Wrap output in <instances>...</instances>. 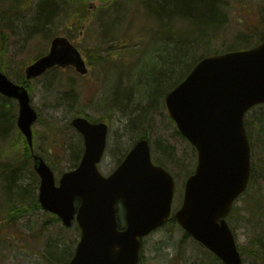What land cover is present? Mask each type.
<instances>
[{"label": "rangeland", "instance_id": "374dc122", "mask_svg": "<svg viewBox=\"0 0 264 264\" xmlns=\"http://www.w3.org/2000/svg\"><path fill=\"white\" fill-rule=\"evenodd\" d=\"M84 1L78 13L74 2L58 4L62 15L56 12L50 23L40 30L32 24L40 0H29L18 9L10 8L12 0L0 1L3 14L0 25L5 35L4 72L9 79L18 83L24 77L25 66L47 51L55 35L69 38L71 34L70 40L81 51L88 67L85 75L72 67H55L28 81L31 105L38 113L31 126L32 151L44 158L57 180L79 162L80 157L75 159L74 153L81 151L82 154L83 141L69 122L76 115H86L108 124L107 145L98 164L99 171L108 175L144 132L153 161L162 160L175 178L172 201L175 211L181 204L184 181L195 167L197 154L168 116L164 97L185 73L177 79L174 75L181 71L180 67H171L170 76H162L170 83L165 86L161 80L164 88L154 93L153 98L149 97L150 89L142 78L152 71H165L169 62L164 60L172 61L178 56L177 51L181 52L176 50L179 48L176 45L190 48L183 49L190 53V60L188 56L185 60L190 63L207 49L227 50L241 41L253 43L257 39L255 31L264 35V0H223L224 25L218 34L207 39V45L205 36H199V30L187 16L175 15L166 23L159 22L152 14L150 0ZM166 46L172 48L168 55ZM141 82L146 86L138 88ZM126 89L127 95L121 97L120 93ZM114 95L118 96L113 98ZM0 107L9 117L7 129L0 131V264H59L56 253L65 244L71 245L73 239L78 240L79 228L75 222L69 228L64 227L60 221L50 218L54 215L42 209L9 217L11 207H28L37 199V175L32 168L31 151L16 125L17 102L0 98ZM139 110L142 116L131 129L129 118ZM248 117L250 122L264 126V104L253 107ZM259 117L263 122H258ZM262 135L264 133L254 132V149L251 147V153L254 152L251 163H256L255 187L260 193H264ZM11 172L15 175L9 180L7 176ZM243 195L234 204L241 210H235L233 220L228 218L227 221L244 264H257L246 251L252 250L249 243L253 237L264 234V223L249 217L246 210L249 198ZM242 197H245L244 202ZM121 213L120 210L122 221ZM201 259L203 264H217L177 222H169L143 238L138 264H193Z\"/></svg>", "mask_w": 264, "mask_h": 264}, {"label": "water", "instance_id": "95a60500", "mask_svg": "<svg viewBox=\"0 0 264 264\" xmlns=\"http://www.w3.org/2000/svg\"><path fill=\"white\" fill-rule=\"evenodd\" d=\"M87 68L67 38L54 37L46 54L26 66L27 79L53 66ZM0 94L18 100L17 126L32 146L31 125L37 112L27 90L0 70ZM264 103V40L250 48L202 57L164 97L169 117L194 147L197 161L184 183L177 223L224 264H242L226 216L246 189L251 172L246 112ZM83 138L77 166L56 181L47 162L33 154L39 177L37 199L44 211L65 227L75 220L79 240L67 264H137L142 238L171 216L175 180L151 158L147 138L140 137L108 175L98 169L108 126L76 116L71 122ZM118 205L125 225L119 228Z\"/></svg>", "mask_w": 264, "mask_h": 264}, {"label": "trees", "instance_id": "16d2710c", "mask_svg": "<svg viewBox=\"0 0 264 264\" xmlns=\"http://www.w3.org/2000/svg\"><path fill=\"white\" fill-rule=\"evenodd\" d=\"M0 1H4V0H0ZM222 1L223 0H150V5H151V10L153 11L152 14H154L156 16V18L158 19V21L161 23H166V21H168L171 16H175V15H180L183 17H186V16L189 17L188 19L192 20L193 24H195L197 29L199 30L198 31L199 36H205V38H206L205 45H207V43H208L207 39L213 35L218 34V30L221 29L222 26L224 25L226 10H225V7H224ZM72 2H74L76 4L75 6H76V12L77 13L81 11L80 7L86 3V1H84V0H59V3H56V0H40V3H39L38 8L36 10V13L34 14V17H33L34 20H33L32 24L36 28L39 27V29H37V30H40L46 24L50 23L52 16L56 12L58 15H62L61 14L62 9H60V7H58V4L62 6V4H70ZM27 3H29V0H12V6L10 8L11 9H18L21 5H24ZM8 9H9V7H8ZM2 12H4V11H2ZM1 19H3V14L0 13V23H2ZM262 22L264 23L263 17H262ZM110 25H108V26H110ZM258 33L259 32L255 31V36L257 37V39L251 44H248L247 41H244V42L241 41V42L236 43L237 44L236 46L239 45V47H241V48H235L236 47L235 46V47L229 48L227 50H222V49H217V48L216 49H207L204 51V54H201V56L194 58L190 63L189 62L186 63V61H185L187 59L186 58L187 56H188V59L190 60V57H189L190 53L188 51H183V49L185 47H187V49H189V50H190V48L187 45H185L184 47H182L183 45H179V46L176 45V47H179V48H177V49H176V47H173V48L176 50H181V52L177 51L178 56H176L175 59H173L172 61H166L167 59L164 60V62H169L168 68H167L168 70L166 69L165 71H158V70L152 71V72H149L145 78L144 77L142 78V80L144 79L147 81L145 83H147L146 85L150 89L147 92L149 94V97L153 98L154 93L158 92L159 90H160V92L162 91V89L164 88L163 85L162 86L160 85V83L162 81H164L165 86H166V84L170 83L169 79H167V78L164 79V78H162V76H164V74L168 76L169 75L168 71H172V69L174 67H176V68L180 67V70H181V71H179V73H181V74L178 73V74L174 75L175 78L177 77V79H178V77L180 75H182L183 73H185V74L182 78L177 80V83H175L176 81L174 82L175 84L173 83L174 85L172 86V88L174 86H176L188 74V72L191 70V68L197 63V61L201 57L206 56V55H210V54H214V53L229 51V50L245 49V48H248L247 45H249V47H251L252 45H255V44L259 43L260 41L264 40V35L261 36L260 33L259 34ZM68 36H69V39L73 38L71 34H68ZM4 38H5V35L3 34V31H2V28L0 25V70H2L3 72L5 71V63H4L5 40H4ZM240 45H242V46H240ZM167 47L168 46H166V50H169V51H165V53L168 55V52H170V50H172V48L170 49V47H168V48ZM93 56H94V54H93ZM36 58H34V59H36ZM96 58H98V56ZM171 67H173V68H171ZM143 83L144 82H141V84H140L141 86H139L138 88L146 86ZM159 85H160V87H159ZM136 88H137V86H136ZM126 95H127V89L125 90V92L120 93L121 97L126 96ZM117 96L118 95H114L113 98H116ZM140 109H141V107H140ZM140 116H142V112L140 110H139L138 114H134L133 116H130L129 127H131V129L138 125L137 122H138ZM248 119H249V117L247 118V115H246L245 120H244V124H245L247 135H248V138L250 141V146L252 147V150H253L254 149V147H253V134H254V132L258 133V134L264 133V126L263 125H257L255 121L250 122ZM259 121L263 122V118L259 117L258 122ZM8 125H9V117L7 115V112H5L0 107V131L7 129ZM138 137H146V135L144 132H142ZM263 137H264V135H262L260 139H262ZM253 153H251V154H253ZM80 156H81V151L74 153L75 159H78ZM156 163L165 167V164L160 159H157ZM76 165L77 164H74L73 167H75ZM13 175H15V173H13V172L8 174L7 177L9 178V180H10V178L11 179L14 178ZM35 177H36V186H35V189H36L37 185H38V177L37 176H35ZM255 177H257L256 163L254 161H252V163H251V175H250L249 183H248L247 189L244 192L245 193L244 195H247V197L249 198V205H248L249 207H247L246 210H247V213L251 219H257V222L264 223V209H263L264 193H260L258 191V189H256ZM25 190H27L28 192H31L29 189H23L22 191H25ZM244 198L245 197H242L243 202H244ZM27 203H29V202H27ZM37 209H40V206L37 202V199H35L33 201V203H31L28 207H15V206L11 207L9 209V217L14 216V215H21L23 212H26L27 210L34 211ZM235 210H241V209H238L236 206L233 205L231 213L228 215V218L230 221L233 220ZM261 210H262V212L260 214H257ZM10 218H12V217H10ZM50 218L54 219L56 221H59L54 216H51ZM169 222H174V219L173 218L170 219ZM122 226H123V222H121L120 227H122ZM258 238L253 237L251 239L249 245L252 248V250H250L248 252L246 251V254L252 255L254 257V259L256 260L257 264H264V234L262 236H260V234H259ZM76 242H77V240L73 239V241L71 242V245L65 244L64 247L58 253H56V256H57L56 261L59 264H66L69 261V259L73 255V249H74V245ZM65 255L67 257H66V260L63 262V260L65 259ZM215 259H217V258L215 257Z\"/></svg>", "mask_w": 264, "mask_h": 264}, {"label": "flooded vegetation", "instance_id": "af4514ba", "mask_svg": "<svg viewBox=\"0 0 264 264\" xmlns=\"http://www.w3.org/2000/svg\"><path fill=\"white\" fill-rule=\"evenodd\" d=\"M56 67V66H55ZM55 67H53V68H55ZM53 68H50V69H53ZM59 68H61V67H59ZM49 69V70H50ZM74 69V68H73ZM35 79V78H34ZM29 80H32V79H27L26 78V76H25V74H24V77L18 82V84L19 85H22L23 87H25L27 90H28V81ZM0 98L1 99H3V100H6V101H9V99H11V100H13V101H16L17 102V99H15V98H6V97H1L0 96ZM187 264H189V263H187ZM193 264H203V260L201 259V260H197V262H194Z\"/></svg>", "mask_w": 264, "mask_h": 264}, {"label": "bare ground", "instance_id": "6f19581e", "mask_svg": "<svg viewBox=\"0 0 264 264\" xmlns=\"http://www.w3.org/2000/svg\"><path fill=\"white\" fill-rule=\"evenodd\" d=\"M234 204H235V202H234ZM235 206V205H234ZM242 264H244V261L242 260Z\"/></svg>", "mask_w": 264, "mask_h": 264}]
</instances>
